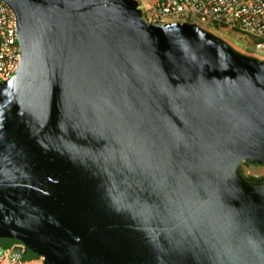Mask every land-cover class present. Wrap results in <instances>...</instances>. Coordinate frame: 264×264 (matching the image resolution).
I'll return each mask as SVG.
<instances>
[{
  "label": "water",
  "instance_id": "1",
  "mask_svg": "<svg viewBox=\"0 0 264 264\" xmlns=\"http://www.w3.org/2000/svg\"><path fill=\"white\" fill-rule=\"evenodd\" d=\"M5 1L22 57L0 82V244L41 264H264V55L135 0Z\"/></svg>",
  "mask_w": 264,
  "mask_h": 264
},
{
  "label": "built area",
  "instance_id": "2",
  "mask_svg": "<svg viewBox=\"0 0 264 264\" xmlns=\"http://www.w3.org/2000/svg\"><path fill=\"white\" fill-rule=\"evenodd\" d=\"M139 6L149 22L200 18L249 36L256 40L257 48L264 49V0H141ZM21 57L16 14L7 1L0 0V82L17 75ZM32 261L41 264L43 257ZM22 263L25 259L13 255L12 247L0 251V264Z\"/></svg>",
  "mask_w": 264,
  "mask_h": 264
},
{
  "label": "rangeland",
  "instance_id": "3",
  "mask_svg": "<svg viewBox=\"0 0 264 264\" xmlns=\"http://www.w3.org/2000/svg\"><path fill=\"white\" fill-rule=\"evenodd\" d=\"M135 1L137 2V8L141 9L139 6L141 0H135ZM108 6L109 8H112V10L116 12V14H121L125 16L127 14L121 12L122 10H118L117 8H130L131 4L128 2V0H108ZM142 19H145L143 12H142ZM169 22H174V23L176 22V23H181V24L184 23L186 25L194 24L195 26H197V30L199 32H200V29L212 32L216 34L217 36L221 37L222 39L232 44H235L243 49L250 50L253 52H258L264 55V49H259L256 47V40H254L253 38L249 36L243 35L238 31L228 30L226 28H217L215 26L208 24L204 20H201L200 18L174 19ZM161 24H164V23H161ZM4 248L5 246L0 244V251H2Z\"/></svg>",
  "mask_w": 264,
  "mask_h": 264
},
{
  "label": "crops",
  "instance_id": "4",
  "mask_svg": "<svg viewBox=\"0 0 264 264\" xmlns=\"http://www.w3.org/2000/svg\"><path fill=\"white\" fill-rule=\"evenodd\" d=\"M22 264H35V263L34 261H32V259H25V263H22Z\"/></svg>",
  "mask_w": 264,
  "mask_h": 264
}]
</instances>
